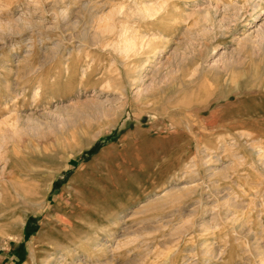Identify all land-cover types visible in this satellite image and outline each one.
I'll list each match as a JSON object with an SVG mask.
<instances>
[{
  "label": "rangeland",
  "instance_id": "374dc122",
  "mask_svg": "<svg viewBox=\"0 0 264 264\" xmlns=\"http://www.w3.org/2000/svg\"><path fill=\"white\" fill-rule=\"evenodd\" d=\"M0 264H264V0H0Z\"/></svg>",
  "mask_w": 264,
  "mask_h": 264
},
{
  "label": "bare ground",
  "instance_id": "6f19581e",
  "mask_svg": "<svg viewBox=\"0 0 264 264\" xmlns=\"http://www.w3.org/2000/svg\"><path fill=\"white\" fill-rule=\"evenodd\" d=\"M169 191H171V190H169ZM173 193V192H172ZM172 193H170L171 195L169 196L170 198L172 197V199L174 198V197H176V193H174V194H172ZM166 194V193H165ZM165 194H163V195H165Z\"/></svg>",
  "mask_w": 264,
  "mask_h": 264
}]
</instances>
